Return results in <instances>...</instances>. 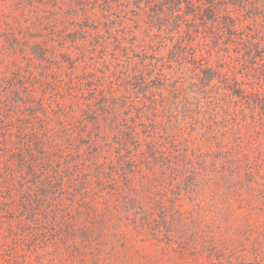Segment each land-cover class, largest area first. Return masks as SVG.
<instances>
[{
  "label": "trees",
  "instance_id": "obj_1",
  "mask_svg": "<svg viewBox=\"0 0 264 264\" xmlns=\"http://www.w3.org/2000/svg\"><path fill=\"white\" fill-rule=\"evenodd\" d=\"M0 264H264V0H0Z\"/></svg>",
  "mask_w": 264,
  "mask_h": 264
}]
</instances>
